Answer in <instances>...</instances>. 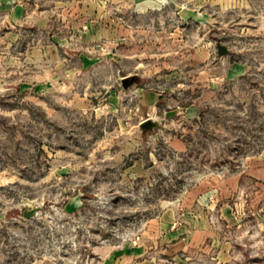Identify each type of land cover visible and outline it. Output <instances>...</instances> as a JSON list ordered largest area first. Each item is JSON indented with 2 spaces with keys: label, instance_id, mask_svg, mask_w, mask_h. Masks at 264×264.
Here are the masks:
<instances>
[{
  "label": "rangeland",
  "instance_id": "rangeland-1",
  "mask_svg": "<svg viewBox=\"0 0 264 264\" xmlns=\"http://www.w3.org/2000/svg\"><path fill=\"white\" fill-rule=\"evenodd\" d=\"M49 1L0 28V264H264V0Z\"/></svg>",
  "mask_w": 264,
  "mask_h": 264
},
{
  "label": "crops",
  "instance_id": "crops-1",
  "mask_svg": "<svg viewBox=\"0 0 264 264\" xmlns=\"http://www.w3.org/2000/svg\"><path fill=\"white\" fill-rule=\"evenodd\" d=\"M49 0H0V28L5 25L20 24L27 19H35L40 23L42 31L50 28V21L55 17V13L59 12L49 10ZM62 2L59 0H51V5L58 10ZM57 17V16H56ZM44 67V66H42ZM138 76L140 74L128 72L126 76ZM43 76V75H42ZM138 94L146 98L150 105L156 104L158 101L157 94L143 87H138Z\"/></svg>",
  "mask_w": 264,
  "mask_h": 264
},
{
  "label": "water",
  "instance_id": "water-1",
  "mask_svg": "<svg viewBox=\"0 0 264 264\" xmlns=\"http://www.w3.org/2000/svg\"><path fill=\"white\" fill-rule=\"evenodd\" d=\"M218 50L220 54H226L229 52V48L226 45L219 43ZM137 80V76H126L123 78V83L125 88H128L131 84H133ZM156 126V122L152 119H147L142 123V127L144 129H150ZM35 210L28 211L27 214L30 216L34 214Z\"/></svg>",
  "mask_w": 264,
  "mask_h": 264
}]
</instances>
